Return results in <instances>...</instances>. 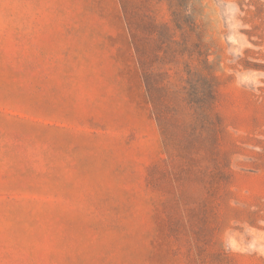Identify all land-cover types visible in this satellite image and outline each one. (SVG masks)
<instances>
[{
  "label": "rangeland",
  "instance_id": "obj_1",
  "mask_svg": "<svg viewBox=\"0 0 264 264\" xmlns=\"http://www.w3.org/2000/svg\"><path fill=\"white\" fill-rule=\"evenodd\" d=\"M0 264H264V0H0Z\"/></svg>",
  "mask_w": 264,
  "mask_h": 264
}]
</instances>
